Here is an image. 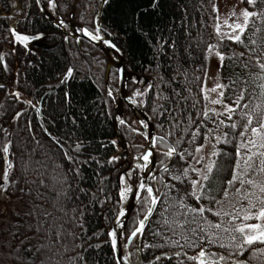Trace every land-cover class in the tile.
Wrapping results in <instances>:
<instances>
[{"label": "trees", "instance_id": "1", "mask_svg": "<svg viewBox=\"0 0 264 264\" xmlns=\"http://www.w3.org/2000/svg\"><path fill=\"white\" fill-rule=\"evenodd\" d=\"M43 3L49 6L48 0H43ZM203 5L201 8L200 0H160L157 7H153V0H108L107 4L103 0H56L57 10L63 19H68L75 10L74 20L89 31L95 26L94 18H98L101 27L112 32L111 37H105L113 40L122 50L127 70L131 73L127 80V93L129 96H134L138 90L143 93L137 95V100L152 118L157 137L169 128L164 123L168 113L159 115L162 111L160 105L171 110L173 117L179 116L181 119L191 114L196 120L202 109L207 110V100L203 99L199 86L201 81L196 79L199 76L205 81L206 76L203 68L197 69L206 62L208 71L204 49L208 43H216V39L209 0H203ZM257 7L264 8V4L258 3ZM256 26L261 29L252 37L257 40V45L249 44L245 48L227 40L221 45V50L228 54L233 51L245 53L233 61L226 58L221 75L225 84L229 77L247 78L249 94L256 84L261 83L252 75L260 69L255 60H249V57L258 55L264 60V53L261 52L264 49V24L258 23ZM13 27L21 34L44 33V38L30 41L29 52L23 44L10 42L14 37L8 29ZM186 28L193 36L199 32L204 41L199 48L193 45L191 57L184 52L187 45ZM253 31L250 24L245 33L246 43ZM65 37L40 11L36 0H0V56L4 58L0 61V85L4 86L0 88V146L10 140L11 152L15 153L8 157V154L0 152V181L3 180L8 161L14 165L10 168L9 178L19 181L8 186L7 199H1L0 195V264H41V261L43 264H118L108 235V229L121 209L117 175L124 159L113 119L117 106L118 72L113 66L109 69V58L98 47L85 40ZM161 37L177 41L175 54L167 44L163 52L157 49L156 45L162 43ZM244 61H248L247 69L241 66ZM4 62L8 65L7 69L3 67ZM178 64L183 65L181 72L187 69V79L183 75L170 79ZM69 67L74 71L68 80L65 73ZM62 80L65 82L61 83ZM109 90L111 96L108 95ZM14 92L21 93V99L11 95ZM65 93H68L67 102ZM157 93L169 99H158ZM256 95H259V89H256ZM233 98L232 89H227L225 101L231 103ZM246 102L247 97L242 103ZM122 111V119L126 123H119L120 130L133 153L138 156L146 149L147 139L139 134L146 133L145 128L139 123L136 112L125 102ZM17 113H20L19 117L13 119ZM209 116L212 117L213 113L209 112ZM233 120L243 123L240 110ZM162 123L163 128L160 127ZM204 123L207 128L217 127L211 120ZM180 127L188 130L184 124ZM4 130H7V137ZM219 131H228L232 143L216 145V149L230 154L221 156L218 161L221 171L215 173L217 187H220L221 180L230 178L234 145L239 143V137L232 139V130L221 125ZM201 132L207 134V129L201 126ZM182 134L178 129L176 135ZM56 139L61 141L63 150L55 145ZM113 140L115 144L111 143ZM171 140L174 141L175 137ZM200 142L197 138L196 143ZM77 143L81 147L74 151ZM194 146H189V151ZM157 148L160 151L156 152V157L164 159L160 154L162 147L157 144ZM63 151H68L77 162L66 159ZM112 156H119L120 160L108 163ZM189 162L193 164V161ZM165 163L170 162L165 160ZM181 165L186 166L184 161H179L173 167V172ZM77 167L80 175L73 171ZM156 173L154 189L160 187L159 178L163 177L165 182L175 184L179 189L178 192L172 191V197L184 196L188 184L171 180L158 160ZM138 180L139 177L135 175L134 182ZM143 197L144 193L125 230L124 241L129 244L131 263L178 264L182 260L183 264H194L183 255L176 257L174 253L179 249L165 242V238L179 239V235L173 236L172 231L161 224L159 213L162 204L157 206L142 238L139 234L134 239L129 238L133 222L145 214ZM237 199L230 196L225 200V210L231 211L229 201L235 204ZM170 203L175 204L173 200ZM185 203L195 206L196 201L188 197ZM200 203L207 206V200ZM177 211L184 210L175 205L169 208L167 215L171 216ZM206 215L209 219H216L211 214ZM57 231L61 233L59 237L56 236ZM157 231L161 235H154ZM176 231L179 233L180 230ZM47 238L57 242L53 246L46 245ZM207 250L228 255V250L214 246ZM184 251L191 256L199 249L186 247ZM251 251V248L248 249L239 258H248ZM38 254H42V258L36 262ZM248 264H264V258L249 260Z\"/></svg>", "mask_w": 264, "mask_h": 264}, {"label": "snow or ice", "instance_id": "2", "mask_svg": "<svg viewBox=\"0 0 264 264\" xmlns=\"http://www.w3.org/2000/svg\"><path fill=\"white\" fill-rule=\"evenodd\" d=\"M159 2L160 0H153V7H157ZM36 3L40 4L41 0H36ZM103 3L107 4L108 0H103ZM246 3L249 7L241 9L239 14L232 11L231 15L236 17L235 20L230 21L225 18L223 23H221V13L215 0H209L213 13L212 18L214 20L213 28L216 43H208L206 45L204 49L207 54L205 61H207L210 55H215L218 58L220 62L218 77L219 71L225 67L224 61L226 58L229 61H233L234 58H240L245 55L244 52L236 53L233 51L231 54H228L222 51L221 45L224 40L242 45L245 48H248L249 44L257 45V40L252 37L256 36L261 29L256 25L258 23L264 24V8H258L257 4H264V0H246ZM48 5L54 9L56 7V0H48ZM200 6L203 8V0H200ZM41 12H43V9H41ZM186 16L187 11L185 10ZM63 23L61 20L60 24ZM93 23L95 26L92 31H89L88 28H81L80 31L86 34L92 41L105 44L117 53L121 52V49L113 40L105 38V36L111 37L112 32L102 28L98 18H94ZM250 24L253 26L254 31L252 36L248 37V42L246 43L245 33ZM225 28L227 31H224ZM8 31L14 37V40L10 42L15 43L18 41L29 52H31V49H29L30 41H38L44 38V33H36L34 35L21 34L14 27L8 29ZM101 33L104 34L102 35ZM185 39L187 40V45L184 48V52L187 57L192 56L190 49L193 48V45L199 48L201 43L204 42L199 32L193 36L192 32L187 30V28L185 29ZM161 40L162 43L156 45L159 51L163 52L164 45L167 44L173 53H176L177 41L175 39L169 41L161 37ZM249 50L253 51L254 49ZM12 51H15V49ZM261 52L264 53V49H261ZM3 60L4 58L0 56V61ZM249 60H255L258 65L260 71L252 75L254 79L261 81V83L253 87L251 94H249V81L245 77L237 76L236 79L229 77L227 84L221 82L218 78L214 87L208 89L206 82L197 76L196 79L201 81L199 86L203 93V99L209 100V93L217 92V97L211 99L210 102L221 105L222 110L202 109L197 119L193 120L191 114L184 119H181L179 116L173 117L171 110L163 108V105H160L159 107L162 111L159 112V115L164 116L165 112L168 113V116L164 119V123H167L169 128L164 134L159 135L156 140H153L148 134L134 129L141 136H144L150 144V147H147L144 152L135 157L138 161L136 168L141 171L147 170V172L151 173L152 169L149 168V164L155 163L154 153L160 151L157 148V144H159L163 149L160 154L164 159H159L158 157L155 159L163 166V172L169 174L173 181L180 184L187 183L188 190L184 196L176 198L172 197L171 193L173 190L178 192L179 189L176 188L175 184L165 182L163 177L159 178L160 187H156L155 189L144 180H139L136 185V192L144 193L143 202L146 205V209L143 218L133 222L129 232L130 239L136 238L138 234L143 235L146 223L156 210V206L162 204L163 207L159 213L161 224L166 226L167 230L172 231L173 236L179 235V239L165 238L166 243L179 249V251L174 253L176 257L183 255L187 260L194 262V264H248L249 260L264 258V247H253L254 245H264V60H261L258 55L249 57ZM241 66L247 69L248 61H244ZM3 67L7 69L8 65L6 62L3 63ZM182 67L183 65L178 64L175 74L170 78L171 80L175 79V75H183L187 79V69L181 72ZM200 68H203L204 75L206 76L207 63L205 62V64L198 66L197 70ZM73 71L74 69L69 67L65 73V77H71ZM120 71L122 73L123 69ZM160 79L164 82L163 76ZM64 82V80L61 81V83ZM238 84L239 88H237ZM3 87V85H0V88ZM229 88L232 89V96L234 97L231 103L224 100V93ZM256 89H259L258 96L256 95ZM176 94L179 95V93ZM11 95L15 96L18 100L21 99V93L19 92L11 93ZM108 95L111 96V90H109ZM136 95H143V93L138 90ZM246 97L248 102L242 103ZM157 98L169 99L166 96H161L159 93H157ZM65 99L67 102L68 93H65ZM254 100H259V102L252 103ZM26 103L32 104L31 101H26ZM132 103L135 104L136 101L133 100ZM32 107L36 106L32 105ZM238 110H240V120L243 123L233 120ZM154 111L157 110L154 109ZM209 112L213 113L212 117L209 116ZM19 115L20 113H17L13 119H17ZM205 120H211L217 127L207 128V125L204 123ZM119 123L123 125L126 121L120 119ZM139 123L144 128L149 126L148 122L144 120H140ZM181 124H184L188 130L181 129ZM191 125H195V127H191ZM221 125L232 130V139L239 137V143L234 145L230 178L221 180L220 187H217L215 173L221 171L218 161L221 156L227 157L230 154L223 152L222 149H216L215 144L223 143L227 145L232 143V140L229 139L230 133L228 131H219V126ZM201 126L207 129V134L201 132ZM160 127L163 128V123ZM178 129L183 133L182 135H176ZM4 131L7 137V130ZM44 131L47 132V129L45 128ZM48 135L51 136V133H48ZM172 137H175L174 141L171 140ZM184 137H187V139L185 140ZM197 138L201 141L200 143H196ZM33 139H35L34 134ZM205 141L213 142V149L207 156L202 154L205 148ZM111 143L115 144L116 141L113 140ZM55 145L63 150V145L59 139L55 140ZM181 145L186 146L181 147ZM192 145L195 146L192 151H189V146ZM80 147L81 145L77 143L74 151ZM11 148V141L6 140L0 146V152L14 156L15 153L11 152ZM63 155L69 161L73 163L77 162L73 156L69 155L68 151H63ZM118 160H120L119 156H112L108 163ZM165 160L170 163H165ZM179 161H184L186 166L181 165L176 172H173V167ZM189 161H194L195 165L200 166L196 167ZM8 163L9 168L14 167L11 162ZM73 171L76 175H80L78 167L73 169ZM9 177L10 173L8 169H5L3 180L0 181V195L7 193L8 186L11 184L19 183L18 180H12ZM124 177H127L128 180H125ZM131 177V171L125 172L121 176V182L125 184V187L119 192L121 201L127 199L128 193H133V185L129 183ZM151 179L156 180L157 177L153 175ZM63 182L64 180L61 178V183ZM230 196L238 199L235 204L229 201L231 211H227L225 210L224 202ZM188 197L196 201L195 206L185 203ZM170 200H173L175 204L170 203ZM202 200H207V206L200 203ZM175 205H178L179 209H183L184 211H177L171 216L167 215L169 208ZM126 211V209L121 208L118 213L117 225L119 228L124 227V223L119 217H125ZM206 214H211L216 219H209V216ZM45 215L49 214L45 213ZM177 217H183V219H178ZM197 217H199V220H197ZM191 225H194V227ZM176 229L180 230L179 233H177ZM60 235L61 233L57 231L56 236L59 237ZM154 235H161V233L157 231ZM122 236L123 233L118 232L116 229L110 231L113 249H118V238ZM163 246L161 245V247ZM210 246L226 249L228 250V255L210 252L207 250ZM186 247L189 249H199V251L195 255L189 256L184 251ZM250 248L252 249L250 256L241 260L239 257L243 256L244 252ZM127 255V253L124 254L125 259H127ZM17 259L19 258L17 257ZM41 264H43V261H41ZM178 264H183V261H178Z\"/></svg>", "mask_w": 264, "mask_h": 264}, {"label": "water", "instance_id": "3", "mask_svg": "<svg viewBox=\"0 0 264 264\" xmlns=\"http://www.w3.org/2000/svg\"><path fill=\"white\" fill-rule=\"evenodd\" d=\"M40 11L41 9H43V14L58 28L60 29L67 37H72L76 40H85L91 44H93L94 46L98 47L100 50H102L104 53H106V55L109 58V69L114 66L115 69L118 72V97H117V106L116 109L114 111L113 114V119L115 122V127H116V133L119 139V142L121 144L122 147V152H123V162L121 164V167L123 168V172L128 170L131 167V161L129 159V146L128 143L126 141V139L123 137V134L120 130L119 127V120L122 116V104L123 102H125L133 111H135L138 116L139 119L142 120V118L148 122V130H147V134L153 139L156 140L157 138V134H156V129L154 126V122L152 120V118L150 117V115L148 114V112L145 110L144 106L139 103L135 96H129L127 93V80L129 78V76L131 75V73L128 72L127 70V64H126V60H125V56L121 50V52L117 53L114 49H111L110 47H108L105 44H102L100 42H96V41H92L86 34H84L82 31H80L81 28H84L81 24L77 23L74 20V12L75 10H73L72 14L70 15V17L68 19H63L60 17L59 13H57V15L54 14H50L45 10V5L43 3V0H41L40 4H37ZM63 21V24H60V21ZM106 38V37H105ZM108 39V38H106ZM16 43H19L18 41ZM111 53H115L118 55V61L116 63H113L111 60ZM121 69H123V72L121 73ZM70 79V77L68 78V80ZM135 100L136 103H132V101ZM150 147L149 141L147 140V144H146V148ZM9 157V154H8ZM156 157V153H154V160L155 163H153L151 165V173L147 172V170H143L142 173L140 174L138 169L136 168V164L132 166V171H136L135 173L139 176V180H144L147 184L152 185L153 186V179H151V177L153 175L157 176L156 173V162L157 160L155 159ZM121 176H122V171L119 172V174L117 175V183L120 185L121 183ZM138 180V181H139ZM137 185V184H136ZM143 192H136V186H135V195L133 196V199L130 201V203L126 206V207H121L123 209H126V215L125 217H119V219L124 223V227L122 228V233L123 236L125 235V230L126 227L128 225V222L130 220V217L133 213V211L136 209L137 205L139 204L140 198L142 196ZM158 206V205H157ZM156 206V208H157ZM155 212V211H154ZM154 214V213H153ZM152 217V216H151ZM150 217V218H151ZM149 218V220H150ZM117 219L114 221V223L111 225V227L108 229V235L110 238V243H111V237H110V231L113 229H116L118 232H120L121 228L118 227L117 225ZM148 220V222H149ZM148 222L146 223V225L148 224ZM146 227V226H145ZM122 237L118 238V249H113L116 261L118 264H126L123 260V245H122ZM142 238V236L140 235V239ZM126 249L128 250V244L126 245Z\"/></svg>", "mask_w": 264, "mask_h": 264}, {"label": "rangeland", "instance_id": "4", "mask_svg": "<svg viewBox=\"0 0 264 264\" xmlns=\"http://www.w3.org/2000/svg\"><path fill=\"white\" fill-rule=\"evenodd\" d=\"M216 4L220 10L221 13V20L220 22L223 23L224 19L227 18L230 21L231 20H235L236 17L232 16L231 13L232 11H235L237 14L240 13L241 9L247 8L246 5V0H216ZM56 10V7H55ZM57 14V10L56 13ZM224 31H227V29L225 28ZM218 69H220V62L218 60V58L215 55H210L208 57V71H207V75L205 77V82H206V86L208 89H212L217 81V79L219 78L221 80V82L224 83L222 75H221V70L219 71V77H218ZM210 99L207 100V109H217V110H222L221 105L219 104H212L210 102L211 99H215L217 97V92H210L209 93ZM135 98L137 99V95L135 93ZM225 100V99H224ZM215 144V148H216ZM213 149V142L212 141H207L205 143V148L202 154L204 155H208L211 150ZM129 159L130 161H132L133 164L136 163V159L135 157L137 156L135 153H133L132 148L129 146ZM122 153V151H121ZM9 162V161H8ZM193 165L196 167H199L200 165H195V162L193 161ZM7 169L10 172V168H9V163H7ZM122 171V175L125 173V171L123 172V168L120 167V171ZM136 171H132V177H131V181H132V185L136 186V183L134 182V176ZM5 174V173H4ZM3 174V176H4ZM7 186V185H6ZM1 199H7V193L1 195ZM121 204H123V202L121 201ZM122 206V205H121ZM62 239V237H61ZM47 241V242H46ZM45 241L46 245H55L54 243L57 241H53L49 238H47ZM122 244L124 246H126L125 241L122 239ZM42 258V254H38L36 257V262L41 260ZM56 262V260L54 261Z\"/></svg>", "mask_w": 264, "mask_h": 264}, {"label": "bare ground", "instance_id": "5", "mask_svg": "<svg viewBox=\"0 0 264 264\" xmlns=\"http://www.w3.org/2000/svg\"><path fill=\"white\" fill-rule=\"evenodd\" d=\"M45 10H46L48 13H50V14H55V13H56L55 8L53 9L51 6H46V7H45ZM111 60H112L113 63H116V62L118 61V55L115 54V53H111ZM142 120H144V119L142 118ZM144 121H145V120H144ZM147 130H148V127L146 128V132H147ZM131 163H132V161H131ZM135 164H136V163H135ZM135 164L132 163V164H131V167H130L128 170H126L125 172H128V171H131V172H132V166L135 165ZM151 165H152V164H149V168H151ZM124 179H125V180H128L127 177H124ZM129 183L132 184V181L130 180ZM123 187H125V184L121 182V183H120V190H121ZM134 193H135V186L133 185V193H128V194H127V199L123 200V207H126V206L130 203V201L133 199ZM120 232H122V228H121ZM122 245H123V244H122ZM125 253L128 254V255H127V259L124 258V254H125ZM123 260H124V262H125L126 264H131L130 256H129L128 250L126 249V246H124V245H123Z\"/></svg>", "mask_w": 264, "mask_h": 264}]
</instances>
